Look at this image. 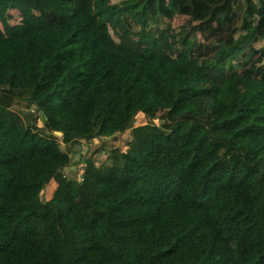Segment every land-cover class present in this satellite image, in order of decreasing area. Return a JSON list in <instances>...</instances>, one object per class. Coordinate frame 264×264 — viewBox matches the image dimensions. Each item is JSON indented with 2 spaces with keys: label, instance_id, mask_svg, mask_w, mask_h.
I'll use <instances>...</instances> for the list:
<instances>
[{
  "label": "trees",
  "instance_id": "obj_1",
  "mask_svg": "<svg viewBox=\"0 0 264 264\" xmlns=\"http://www.w3.org/2000/svg\"><path fill=\"white\" fill-rule=\"evenodd\" d=\"M60 1L0 0V264H264V0Z\"/></svg>",
  "mask_w": 264,
  "mask_h": 264
},
{
  "label": "rangeland",
  "instance_id": "obj_2",
  "mask_svg": "<svg viewBox=\"0 0 264 264\" xmlns=\"http://www.w3.org/2000/svg\"><path fill=\"white\" fill-rule=\"evenodd\" d=\"M188 0H182L181 4L184 6H189L188 5ZM64 1H60V0H40V4L42 6H48V7H51L53 8L54 11H60L61 9V5L63 4ZM5 5V3H4ZM180 5V2H175L174 3V7L175 9ZM86 7V1L85 0H73L71 1L70 3H68L66 6H65V10H64V16H69L71 14V11H74V10H78V9H83ZM189 8V7H188ZM181 18V17H180ZM179 17L175 18V21H174V24L175 25H179L181 23V19ZM37 124L38 126H42V121L40 118H38V121H37ZM135 125V123L131 124L129 126V129L130 130L133 126ZM118 139V138H117ZM116 144V142H115ZM99 146V143H98V140H94L92 141L90 144H83L82 147H78V149L80 151H82L81 153H78V154H75L73 153L71 155L72 157V165L71 167L68 169L69 172L76 178L77 176H79V173L81 172V163H80V158L81 156L83 155H89L93 150H95V148H97ZM96 158L97 159H100V160H103L105 158V154L102 155L100 153H98L96 155ZM67 171V170H65ZM54 189L53 187V182L51 179H48V182L46 184V187H45V190H44V194L43 196L41 197V199H45L47 198V195L46 193L49 192L50 190ZM46 195V197H45Z\"/></svg>",
  "mask_w": 264,
  "mask_h": 264
}]
</instances>
